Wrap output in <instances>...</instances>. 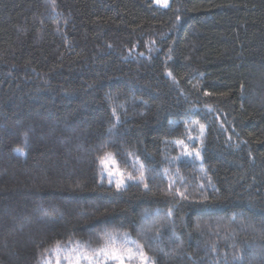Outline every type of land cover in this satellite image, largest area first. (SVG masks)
<instances>
[{"label": "trees", "instance_id": "16d2710c", "mask_svg": "<svg viewBox=\"0 0 264 264\" xmlns=\"http://www.w3.org/2000/svg\"><path fill=\"white\" fill-rule=\"evenodd\" d=\"M124 233L264 264V0H0V264Z\"/></svg>", "mask_w": 264, "mask_h": 264}, {"label": "rangeland", "instance_id": "374dc122", "mask_svg": "<svg viewBox=\"0 0 264 264\" xmlns=\"http://www.w3.org/2000/svg\"><path fill=\"white\" fill-rule=\"evenodd\" d=\"M156 3L162 7H168L170 0H167V6H165L163 0ZM103 160V162H102ZM101 165V178L103 181L114 184L120 188H124L132 181L142 180L143 173L134 176L132 174L125 173L115 158L111 154H107L102 157L100 161ZM107 248L110 252L112 249L119 250L124 255V264H141L139 253L132 245V238L129 234L113 236L104 246L100 248H92L84 243L71 242L66 245L58 246L52 253V255L44 262V264H119L118 261H114L110 256H105L101 251V248ZM128 253H133V258H128ZM147 264L148 260H147Z\"/></svg>", "mask_w": 264, "mask_h": 264}, {"label": "snow or ice", "instance_id": "6c2138e0", "mask_svg": "<svg viewBox=\"0 0 264 264\" xmlns=\"http://www.w3.org/2000/svg\"><path fill=\"white\" fill-rule=\"evenodd\" d=\"M157 2L159 3L160 0H157ZM165 6H167V0H163ZM103 162V160H102ZM99 251H101L105 256H110V258L114 261H118L119 264H124V255L117 249H112L110 252L108 251V249L105 248H101ZM128 258L132 259L133 258V253H128ZM139 258L141 260V264H147V257L144 255L143 252L139 253Z\"/></svg>", "mask_w": 264, "mask_h": 264}]
</instances>
